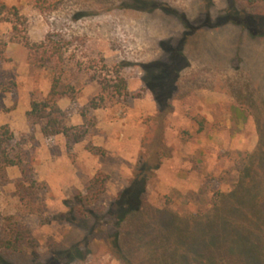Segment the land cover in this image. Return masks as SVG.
<instances>
[{"label": "rangeland", "instance_id": "1", "mask_svg": "<svg viewBox=\"0 0 264 264\" xmlns=\"http://www.w3.org/2000/svg\"><path fill=\"white\" fill-rule=\"evenodd\" d=\"M0 3L15 7L25 18L20 29L44 46L30 61L12 25L0 24V85L9 89L0 87V128L13 134L11 155L19 159L14 167L0 163V239L14 224L33 240L19 252H0L2 264H127L117 252L132 264H158L135 244L147 219L130 217L117 228L103 214L134 176L144 136L160 116L148 81L153 65L172 76L161 114L165 149L143 197L145 216L160 214L159 226L191 220L196 235L206 217L219 216L215 205L221 215L232 208L242 177H263L264 37L255 33L264 32V0ZM117 76L123 96L114 94ZM54 79L61 91L73 89L57 101L70 130L44 137L26 112ZM97 173L108 177L104 192L83 204L101 217L94 221L73 208ZM255 240L264 255V238ZM76 244L82 258L62 253Z\"/></svg>", "mask_w": 264, "mask_h": 264}, {"label": "trees", "instance_id": "2", "mask_svg": "<svg viewBox=\"0 0 264 264\" xmlns=\"http://www.w3.org/2000/svg\"><path fill=\"white\" fill-rule=\"evenodd\" d=\"M25 18L20 15L15 7H7L0 3V24L9 23L12 25V31L16 38L21 40L24 47L28 51L29 60L35 61L42 49L43 43H31L29 38L21 30L24 26ZM241 25H258L257 28L263 26L260 23H239ZM24 31V32H23ZM263 36L264 32L255 33V35ZM6 44L0 42V60L3 58ZM172 55L173 60H177L178 53ZM44 59L42 56L40 60ZM172 76V72L168 69L161 68L158 64L151 67L148 81L149 87L156 96V102L159 104L158 113L160 116H155L153 125L143 139L144 152L141 153L139 160L135 165V174L130 179L126 188L121 190L111 207L105 209L103 214L113 220V224L118 228L130 217H140L144 222L136 234L135 244L143 246L146 250L148 258H159L158 264H264V255L259 249L260 242L255 239L262 235L264 238V154L262 160L261 171L263 177L247 178L249 181H244L243 177L239 183V192L231 195L232 208L224 209V212L219 213L218 204L215 205L214 211L219 216L206 217L204 230L200 233L190 234L191 228L189 224L191 220H185L180 223L179 220H169L163 225L157 223L156 217L160 214L145 216L143 210V197L146 192L148 182L153 177V171L158 169L160 160V152L165 147L163 143V124L166 105L165 100L167 92V79ZM119 85L114 88V94L117 96L125 95V82L117 76ZM60 82L54 79L50 91L45 99L41 101H31L29 110L26 112V117L36 123H39L41 133L44 137H52L56 135H68L70 128L66 124V116L58 106L57 101L62 96H68L73 92L72 88H67L64 91L59 89ZM1 91L8 92L9 89L1 84ZM96 108V105H92ZM14 143L13 134L8 127L0 128V163L4 167H14L19 163V159H14L11 155ZM246 177V176H245ZM107 176L97 173L87 184L86 194L83 197L80 193L75 196L74 210L85 214L91 220L99 221L100 218L90 209H85L83 204H93L98 200V197L104 192V184L107 181ZM222 197V196H221ZM223 202V201H222ZM72 211V209H71ZM224 213H228L225 215ZM212 218V219H210ZM110 220V219H109ZM194 220V219H193ZM156 222V224H155ZM113 248L118 249V233H114ZM219 239V240H218ZM29 233L17 225H10L9 230L0 239V252L15 253L19 252L25 244H32ZM75 245L70 249L64 250L62 253L70 256L76 252L78 258H82V254ZM56 252L55 255L62 254ZM117 256L127 264H132V256H127L129 259H123L119 252ZM161 257V260H160ZM57 258V257H56ZM4 263L0 259V264Z\"/></svg>", "mask_w": 264, "mask_h": 264}]
</instances>
